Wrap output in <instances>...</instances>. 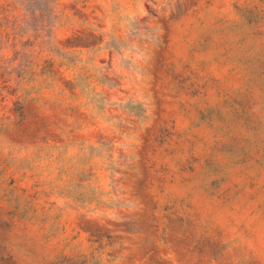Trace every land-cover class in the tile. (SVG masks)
<instances>
[{"label":"rangeland","instance_id":"1","mask_svg":"<svg viewBox=\"0 0 264 264\" xmlns=\"http://www.w3.org/2000/svg\"><path fill=\"white\" fill-rule=\"evenodd\" d=\"M0 264H264V0H0Z\"/></svg>","mask_w":264,"mask_h":264}]
</instances>
